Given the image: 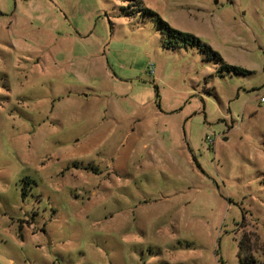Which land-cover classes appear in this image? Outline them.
Masks as SVG:
<instances>
[{
    "label": "rangeland",
    "instance_id": "1",
    "mask_svg": "<svg viewBox=\"0 0 264 264\" xmlns=\"http://www.w3.org/2000/svg\"><path fill=\"white\" fill-rule=\"evenodd\" d=\"M139 1L0 0V264L264 262V0Z\"/></svg>",
    "mask_w": 264,
    "mask_h": 264
},
{
    "label": "trees",
    "instance_id": "2",
    "mask_svg": "<svg viewBox=\"0 0 264 264\" xmlns=\"http://www.w3.org/2000/svg\"><path fill=\"white\" fill-rule=\"evenodd\" d=\"M130 2H133L134 5L140 6L139 0H129ZM140 9V8H139ZM145 13H151L149 10H144ZM159 24L162 29L166 31L167 36L170 38L171 43L168 46L170 47H178V44L181 45H196L199 51L207 58L208 60H211L215 65H219V70H226V71H232L234 73H243L245 70L232 66L229 64H226L224 60L221 58V56L213 51L209 46L203 44L198 37L186 33L181 32L176 29L171 28L166 22L159 19ZM253 244L250 242L249 236L243 234L241 239L238 242V259L240 264H264V262H261L259 259H257L254 256L253 251ZM255 245V244H254Z\"/></svg>",
    "mask_w": 264,
    "mask_h": 264
},
{
    "label": "built area",
    "instance_id": "3",
    "mask_svg": "<svg viewBox=\"0 0 264 264\" xmlns=\"http://www.w3.org/2000/svg\"><path fill=\"white\" fill-rule=\"evenodd\" d=\"M260 103L261 104H264V96H261L260 97ZM206 141L209 143L210 142V138L209 137H206Z\"/></svg>",
    "mask_w": 264,
    "mask_h": 264
}]
</instances>
